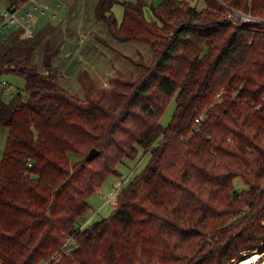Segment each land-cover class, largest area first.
Wrapping results in <instances>:
<instances>
[{"label": "trees", "instance_id": "trees-1", "mask_svg": "<svg viewBox=\"0 0 264 264\" xmlns=\"http://www.w3.org/2000/svg\"><path fill=\"white\" fill-rule=\"evenodd\" d=\"M5 1L13 10L30 0ZM202 2L161 0L153 19L146 0L90 7L110 39L149 44L113 106L61 85L53 60L64 40L50 42L53 25L0 38V75L24 80L0 99V264H235L264 253V21L225 17L235 8L264 20V0ZM101 40L96 55L114 52ZM140 148L148 161L111 214L79 228L88 197Z\"/></svg>", "mask_w": 264, "mask_h": 264}, {"label": "rangeland", "instance_id": "rangeland-1", "mask_svg": "<svg viewBox=\"0 0 264 264\" xmlns=\"http://www.w3.org/2000/svg\"><path fill=\"white\" fill-rule=\"evenodd\" d=\"M125 1L135 2L137 0ZM146 1L148 5L145 7V14L149 19H153L152 10L149 6L150 4L156 6L161 0ZM188 1L198 9L202 8L204 5L202 2L203 0ZM6 7L7 1L1 0L0 12L7 11ZM28 9H32V6H29ZM37 10L31 12L34 13V11ZM45 10L46 9H42V11L37 12L42 13ZM19 11L17 12L19 14L27 13L23 8ZM112 11L114 12V16H116L117 21L120 22L123 13L121 4L115 3L112 7ZM54 12L55 14H53ZM43 14H39L37 17L38 19L36 18L37 15L34 19L31 17L32 14H30V21L32 24L36 22L39 27L46 24L56 27L50 35V42L53 45L64 40L59 56H55L53 60V63L55 62L54 64L57 66V71L59 72V82L61 85L72 93L77 94V96L83 100H85L86 97L88 99L102 100L109 103L111 106L120 101L121 97L127 91V82L136 76L135 73L138 65L135 64L134 61H149V56L151 55L147 47L149 44L147 42L143 43L133 40L122 42L110 39L101 22L94 20L93 10L84 3L79 7H71L68 11L61 5L58 7L51 5L49 12L45 11ZM9 28L13 29L16 28V26L10 25ZM7 32L8 31L0 33V36ZM104 38L111 42L114 52L105 49L106 51L102 50L100 51V55H96L97 48H99L97 46L103 45L101 43L103 40L101 39ZM104 47L105 46H102V48ZM102 48L100 47V49ZM41 54L42 45L40 44L34 55L35 61L38 63L41 62ZM124 55L131 59H125ZM39 65L41 66V64ZM2 80L9 82L6 87H3L4 93L2 94V99H4V101H7L10 96L17 90L21 89L24 84L22 78L13 74L0 75V81ZM174 107L175 99L172 98L161 113V124H166L170 120ZM148 156L149 153H143L142 148H140L136 157L132 159H123V161L118 164L117 168L121 173L120 175H107L98 192L92 193L88 197L87 203L89 209L83 216H80L76 220L79 228L82 229L92 221L100 220L111 214L113 211V203L116 199L115 195L118 193L117 191H119L118 189L124 186L136 172L146 165ZM79 157L80 155H70L71 162L73 163V161ZM233 184L237 189L243 187L242 181L238 178L234 180ZM257 252L259 257L251 264H260L264 260V253ZM257 252H243L236 259H239L244 254L243 257L248 258L252 253ZM233 263L234 260L230 262V264Z\"/></svg>", "mask_w": 264, "mask_h": 264}, {"label": "built area", "instance_id": "built-area-1", "mask_svg": "<svg viewBox=\"0 0 264 264\" xmlns=\"http://www.w3.org/2000/svg\"><path fill=\"white\" fill-rule=\"evenodd\" d=\"M195 1V0H194ZM28 3H30V6H32L33 10H37V11H42V9H46L47 6L42 4L40 0H30L28 1ZM26 3V4H28ZM25 5H22L21 7H18L16 9L10 10L7 8V11H3L0 12L1 16L0 17V33L8 31V29H10V25H14L16 27H21L24 28L23 33H25L24 35H31L33 34L36 29L38 28V24H36V22L32 24L30 21V14H32L31 17H33L35 19V12L37 11H33L32 9H28L29 7H26ZM25 10L27 13H22L19 14L17 13L19 10ZM20 12V11H19ZM225 17L229 20L232 21L233 23L236 22L237 20L249 23V22H258V21H264L262 19H260L259 17L253 16L251 14H247L239 9H230L229 12L225 13ZM3 83L5 84V82L3 81ZM196 121H199L198 118H196ZM118 192V191H117ZM115 192V193H117ZM41 264H50L49 261H45L42 262Z\"/></svg>", "mask_w": 264, "mask_h": 264}, {"label": "crops", "instance_id": "crops-1", "mask_svg": "<svg viewBox=\"0 0 264 264\" xmlns=\"http://www.w3.org/2000/svg\"><path fill=\"white\" fill-rule=\"evenodd\" d=\"M40 1L42 4L47 6L45 11L49 12L51 5H53L54 7L55 6L58 7L61 5L62 7L65 8V10L68 11L69 9H71V7H75V6L79 7L82 3L87 4L88 7L94 6L97 0H40ZM29 6H30V3L26 4V7H29ZM6 9H7V7H6ZM45 11H43L42 13L37 12L35 14V16L37 15L36 18L38 17L39 14H43ZM53 14H55V12ZM7 33H5V34H7ZM5 34L3 33L0 36V38L5 36ZM3 81L4 80L0 81V99H2V94L4 93L3 87H6V85L9 84V82L4 81L5 82V85H4ZM2 100H4V99H2ZM6 137H7L6 129L3 126H0V158H1V155L3 152V146L5 144Z\"/></svg>", "mask_w": 264, "mask_h": 264}, {"label": "bare ground", "instance_id": "bare-ground-1", "mask_svg": "<svg viewBox=\"0 0 264 264\" xmlns=\"http://www.w3.org/2000/svg\"><path fill=\"white\" fill-rule=\"evenodd\" d=\"M258 257H259V254L258 253L251 254L250 256H248V258H244L243 259V263H235V264H251L252 262L256 261L258 259ZM260 264H264V260Z\"/></svg>", "mask_w": 264, "mask_h": 264}, {"label": "water", "instance_id": "water-1", "mask_svg": "<svg viewBox=\"0 0 264 264\" xmlns=\"http://www.w3.org/2000/svg\"><path fill=\"white\" fill-rule=\"evenodd\" d=\"M98 150L96 148H91L88 152L87 155L85 156V159H90L93 158L97 155Z\"/></svg>", "mask_w": 264, "mask_h": 264}]
</instances>
